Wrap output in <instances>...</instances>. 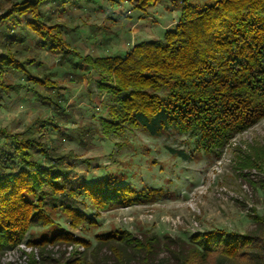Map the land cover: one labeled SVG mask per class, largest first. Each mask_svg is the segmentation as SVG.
I'll return each mask as SVG.
<instances>
[{"label": "rangeland", "instance_id": "obj_1", "mask_svg": "<svg viewBox=\"0 0 264 264\" xmlns=\"http://www.w3.org/2000/svg\"><path fill=\"white\" fill-rule=\"evenodd\" d=\"M24 1L0 0V16L12 4ZM216 1L191 3L204 9ZM181 8L182 0H160L146 12L111 0H64L63 4L46 6L44 11L50 17L49 26H62L65 44L78 54L68 56L74 58L75 65L86 55L125 56L141 43L162 42L178 24ZM23 26L11 29L24 39L17 46V59H36L41 66L29 68L30 74L57 82L60 91L36 87L23 74L8 72V83L18 89L8 94L0 92V128L11 135L32 136L36 140L45 135L49 152L66 159L64 165L72 177L84 176L87 183L111 180L119 187L157 192L149 202L129 208L114 206L106 211H97L79 198L84 204L82 210L97 222L79 231L70 229L60 209L47 207L55 224L31 228L26 241L69 231L91 243L89 249H80V257L88 264H181L198 247L193 237L199 234L220 230L255 237L257 243L264 240L263 226L255 220L256 216H264V120L234 136L214 154L196 150L195 138L173 129L159 137L142 129L104 136L99 120L107 116L109 97L99 92L95 74L80 68L74 71L68 58L62 60V53L53 55L48 49L41 50L37 37ZM6 48L17 50L0 41V54ZM33 89L38 95L31 93ZM42 96H56L68 118L60 117L61 110L45 103ZM78 129H89L83 140ZM48 162L49 159H42L43 164ZM111 232L129 233L144 244L149 242L152 251L97 241V236ZM112 249L121 252V261ZM31 251L25 245L7 248L0 254V264H27L25 253ZM73 252V247L66 246L33 251L38 264H64L72 260ZM219 257L214 255L208 262L195 264H264V245L247 249L236 260Z\"/></svg>", "mask_w": 264, "mask_h": 264}, {"label": "trees", "instance_id": "obj_2", "mask_svg": "<svg viewBox=\"0 0 264 264\" xmlns=\"http://www.w3.org/2000/svg\"><path fill=\"white\" fill-rule=\"evenodd\" d=\"M95 2L96 0H87ZM129 3L138 12H146L160 0H111ZM63 4L64 0H25L12 4L0 16V41L17 49L24 43L13 34L16 26L31 30L37 47L62 60L78 55L64 42L62 26H49L46 6ZM25 19L27 21L24 23ZM18 49H5L0 54V92L8 94L17 86L8 83L7 73L23 74L36 87L60 91L57 82L30 74L29 68L41 66L36 59H17ZM73 61L74 58H68ZM78 68L93 72L100 93H106L107 116L99 120L101 133L110 137L126 130L142 129L159 137L173 129L196 139V150L214 154L236 135L243 134L264 120V0H217L199 9L191 0H182L181 16L176 27L162 42H145L133 47L125 56L105 58L81 57ZM31 91V90H30ZM31 93L38 95L34 89ZM61 95V94H59ZM43 97V96H42ZM48 105L68 118L56 96L43 97ZM62 132L61 128H56ZM89 129H78L81 139ZM32 131V130H31ZM29 130V133H32ZM45 135H11L0 128V254L25 245L27 264H38L33 253L48 246L73 247L72 260L64 264H88L80 249L91 243L72 232H59L52 237L28 240L31 228L50 227L55 223L46 208L60 209L69 227L79 231L93 226V220L81 206L84 198L97 211L117 206L129 208L151 201L156 191H137L119 187L111 180L87 183L84 176H70L66 159L49 152ZM44 139V140H43ZM180 157L186 155L179 152ZM47 158V164L42 159ZM255 220L263 226L264 216ZM100 244L124 243L151 253L152 247L129 233L111 232L97 236ZM193 248L181 264L208 262L214 255L236 260L259 244L262 239L249 235L214 231L193 237ZM119 261L122 254L112 249ZM79 256V257H78Z\"/></svg>", "mask_w": 264, "mask_h": 264}, {"label": "built area", "instance_id": "obj_3", "mask_svg": "<svg viewBox=\"0 0 264 264\" xmlns=\"http://www.w3.org/2000/svg\"><path fill=\"white\" fill-rule=\"evenodd\" d=\"M2 161V158H1V156H0V162Z\"/></svg>", "mask_w": 264, "mask_h": 264}]
</instances>
